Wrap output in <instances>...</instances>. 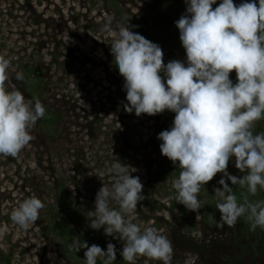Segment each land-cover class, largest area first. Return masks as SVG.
I'll return each instance as SVG.
<instances>
[{
  "label": "rangeland",
  "instance_id": "rangeland-1",
  "mask_svg": "<svg viewBox=\"0 0 264 264\" xmlns=\"http://www.w3.org/2000/svg\"><path fill=\"white\" fill-rule=\"evenodd\" d=\"M116 9L184 40L135 43ZM204 34L222 58L193 51ZM263 40L264 0H0V264H82L54 232L62 182L125 264H264V176L242 152L260 144L234 146L237 117L264 124V65L246 67ZM181 138L184 213L155 177Z\"/></svg>",
  "mask_w": 264,
  "mask_h": 264
},
{
  "label": "trees",
  "instance_id": "trees-1",
  "mask_svg": "<svg viewBox=\"0 0 264 264\" xmlns=\"http://www.w3.org/2000/svg\"><path fill=\"white\" fill-rule=\"evenodd\" d=\"M115 15L117 20L123 25L131 39L135 43L154 44V45H171L172 43H179L184 40L183 35L178 33L169 34L166 29L158 28L154 26H148L146 23L136 21L134 18L129 17L122 10L116 9ZM223 36L212 35H198L195 38L190 37L188 43L190 47L196 53H201L204 57L213 56L216 58H222L225 53V46L223 43ZM256 64L264 65V40L259 43L254 52H251L247 56V66L253 67ZM116 67L122 74L127 73L126 65L121 61H116ZM30 73L38 76V72L30 70ZM168 92V91H167ZM164 100L168 97L161 96ZM257 112L260 117H264V98L261 97V101L255 104ZM53 117V121L50 119ZM44 127L49 131L48 127H53L55 124L54 115L51 110H47L44 113V121L42 123ZM237 131L239 139L235 140V147H238L239 141L255 139L260 144V152L253 153L248 148V145L244 143L242 146V152L245 157V162L255 167L258 171V175L264 176V124L257 125L251 130H247L245 124L239 117L236 118ZM184 131V129H181ZM243 137V139H242ZM181 138V146L176 149V154L169 160L161 159L155 168L156 183L160 186H165L168 182L175 178L181 184L178 190H174V206L178 207L179 211L184 213L192 207L191 194L189 191L191 179H197L196 174L191 169L188 161L185 159V146ZM63 192H57V201L62 211L61 223L56 221L54 232L58 234L60 239L64 242V246L67 248V252L76 260V263L82 264H120L127 259L124 257V253L117 247L107 248V245H103L101 242H97V237L87 229L83 222V216L80 208L77 206L75 198L70 191L67 190L65 182L60 183ZM192 223L190 224V226ZM193 229H195L193 227ZM115 250L117 254L111 252ZM122 257H119V255ZM9 262V260H6Z\"/></svg>",
  "mask_w": 264,
  "mask_h": 264
}]
</instances>
